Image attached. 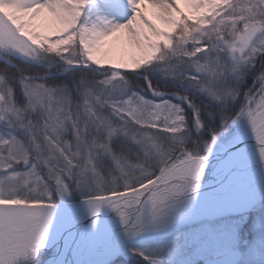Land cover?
Instances as JSON below:
<instances>
[{
    "label": "snow or ice",
    "instance_id": "6c2138e0",
    "mask_svg": "<svg viewBox=\"0 0 264 264\" xmlns=\"http://www.w3.org/2000/svg\"><path fill=\"white\" fill-rule=\"evenodd\" d=\"M0 264H264V0H0Z\"/></svg>",
    "mask_w": 264,
    "mask_h": 264
},
{
    "label": "rangeland",
    "instance_id": "374dc122",
    "mask_svg": "<svg viewBox=\"0 0 264 264\" xmlns=\"http://www.w3.org/2000/svg\"><path fill=\"white\" fill-rule=\"evenodd\" d=\"M150 14H151V12H150Z\"/></svg>",
    "mask_w": 264,
    "mask_h": 264
}]
</instances>
